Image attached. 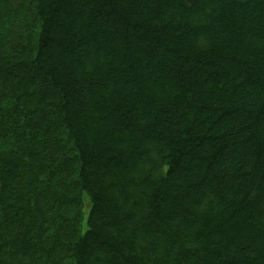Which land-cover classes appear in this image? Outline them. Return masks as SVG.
<instances>
[{"label": "trees", "instance_id": "16d2710c", "mask_svg": "<svg viewBox=\"0 0 264 264\" xmlns=\"http://www.w3.org/2000/svg\"><path fill=\"white\" fill-rule=\"evenodd\" d=\"M0 264H264V0H0Z\"/></svg>", "mask_w": 264, "mask_h": 264}]
</instances>
